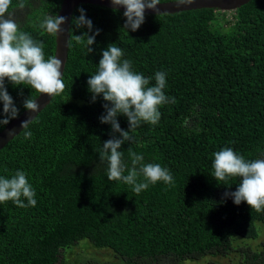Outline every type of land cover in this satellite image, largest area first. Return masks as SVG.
<instances>
[{"label":"trees","instance_id":"16d2710c","mask_svg":"<svg viewBox=\"0 0 264 264\" xmlns=\"http://www.w3.org/2000/svg\"><path fill=\"white\" fill-rule=\"evenodd\" d=\"M170 1L176 0L160 3ZM63 2L12 0L9 9L20 30L43 43L45 58L55 54L56 41L40 23L58 15ZM79 8L93 32L100 30L94 51L71 41L65 90L29 125L30 138L20 133L0 152V177L24 171L37 201L26 208L0 203V264H64L62 253L85 239L111 249L126 264L217 257L230 264H264V242L256 249L234 246L259 238L264 211L223 199L240 179L217 184L212 167L213 154L224 147L247 160L264 154V0L234 12L145 15L135 32L123 29L124 11L92 4ZM77 9L72 21L79 17ZM70 30L88 31L73 23ZM110 44L123 50L133 71L152 78L150 86L156 72L166 73L164 93L175 103L160 107L157 125L133 130L121 150L129 166L131 149L143 154L145 163L169 169L170 185L150 184L137 194L122 181L107 179V162H100L99 153L111 138V125L100 123L106 102L102 96L93 102L87 81ZM5 84L19 117L24 100L39 93L28 85ZM117 120L122 130L129 129L127 117Z\"/></svg>","mask_w":264,"mask_h":264},{"label":"clouds","instance_id":"9594fccd","mask_svg":"<svg viewBox=\"0 0 264 264\" xmlns=\"http://www.w3.org/2000/svg\"><path fill=\"white\" fill-rule=\"evenodd\" d=\"M111 3L125 9L123 15L126 22L123 29L135 32L145 22L146 9L157 11L160 0H111ZM11 7L12 0H0V102L3 105L0 129L19 115V109L7 91L6 80L13 86L28 85L40 95L49 97L63 93L66 87L61 73L62 61L57 55L45 58L43 43L20 30V23L9 11ZM19 7L23 8V3ZM77 11L79 17L74 18L72 23L75 28H86L88 31L82 35H73L70 30L67 45L71 46V41L75 40L77 44H85L91 54L100 30L93 32V23L86 18L83 8ZM65 22L66 17L48 15L43 18L40 28L58 37V34L64 32L60 26ZM123 57V50L116 44H110L103 50L98 69L90 76L87 84L93 102L101 96L106 102L103 105L105 114L99 118L100 123L111 125V138L103 143L99 153L100 162H107V179L122 181L139 194L150 184H172L173 176L169 169L159 163H145L143 154H137L131 149L128 150L129 166L124 159L122 146L132 139L130 133L141 124L157 125L161 119L160 107L169 102L175 103V98H169L164 93L165 72H156L155 84L150 86L152 78L133 71L132 62ZM23 106L33 113L40 107L37 98L32 95L24 100ZM120 115L127 117L128 130L121 129L117 120ZM33 120L21 123V133L25 139L32 135L28 128ZM9 135H15L14 131H9ZM213 155V177L217 184L234 177L240 179L236 191H226L223 199L232 198L235 205L243 202L257 212L264 211V154L262 158L247 160L231 147H224ZM35 196V190L24 171L18 170L10 178L0 177V203L11 201L19 208L35 207Z\"/></svg>","mask_w":264,"mask_h":264},{"label":"water","instance_id":"95a60500","mask_svg":"<svg viewBox=\"0 0 264 264\" xmlns=\"http://www.w3.org/2000/svg\"><path fill=\"white\" fill-rule=\"evenodd\" d=\"M251 1L252 0H176L159 3L157 11L146 9L145 15L175 14L203 9H212L219 12H234ZM82 4H92L125 11L122 6L113 5L111 0H64L58 15L66 17V22L60 26L64 29L63 34H58V37H55L56 50L54 54L62 61L61 73L63 76L69 57V46L67 45V41L70 39L69 32L71 29L73 14ZM53 98L54 97L39 94L37 102L40 107L37 112L33 113L25 110L19 117L14 119L0 132V152L23 131L21 123L28 119L35 120L38 115L52 102ZM9 131H14L15 135H9Z\"/></svg>","mask_w":264,"mask_h":264},{"label":"rangeland","instance_id":"374dc122","mask_svg":"<svg viewBox=\"0 0 264 264\" xmlns=\"http://www.w3.org/2000/svg\"><path fill=\"white\" fill-rule=\"evenodd\" d=\"M228 19H231L228 16ZM260 236L257 240H237L234 246H243L245 244L250 245L252 248H259L260 244L264 242V227L259 224ZM233 257V256H232ZM210 260H199L190 262L189 264H207L208 261H215L221 264H230V259H220V258H209ZM61 261L64 264H126L122 258L117 256L111 249L96 246L94 243L85 239L80 241L76 246L69 248L62 253Z\"/></svg>","mask_w":264,"mask_h":264}]
</instances>
